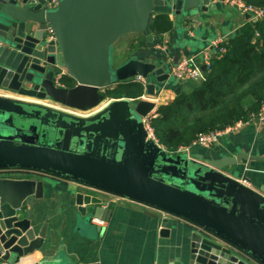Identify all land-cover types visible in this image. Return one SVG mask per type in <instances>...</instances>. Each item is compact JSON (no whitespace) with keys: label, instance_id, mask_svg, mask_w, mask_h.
Listing matches in <instances>:
<instances>
[{"label":"water","instance_id":"obj_1","mask_svg":"<svg viewBox=\"0 0 264 264\" xmlns=\"http://www.w3.org/2000/svg\"><path fill=\"white\" fill-rule=\"evenodd\" d=\"M222 2L58 0L49 7L46 0H0V88L38 99L31 103L0 96V128L9 132L0 133V264H15L45 244L47 223L38 231L34 222L35 204L46 194L39 173L135 197L192 220L198 228L186 264H264V225L237 214L240 199L252 194L250 180L227 172L264 157L193 158L162 149L149 138L143 118L155 108L151 98L160 85L174 81L169 63L133 55L116 64L113 58L120 38L148 31L158 7H170L181 18H198ZM49 28L53 41L46 40ZM57 70H64L62 78L73 84H57ZM137 77H143L151 98L116 100L88 118L40 102L91 114L109 98V89ZM6 170L27 175L9 176ZM74 195L81 225L110 219L112 203L105 206L102 195L81 189ZM63 254L60 250L36 264H95Z\"/></svg>","mask_w":264,"mask_h":264},{"label":"crops","instance_id":"obj_2","mask_svg":"<svg viewBox=\"0 0 264 264\" xmlns=\"http://www.w3.org/2000/svg\"><path fill=\"white\" fill-rule=\"evenodd\" d=\"M167 8L174 23L173 28L162 35L147 31L123 36L114 46V58L119 64L126 62L133 55L157 58L160 64L176 63L183 57L199 55L220 36L231 38L245 23L253 21L248 14L241 13L227 0L215 3L214 7L201 13L198 18H181L170 7ZM183 85L178 80L164 82L154 97L151 98L143 90L138 98L150 97L155 100L156 106L152 111L156 113L161 104L175 98L176 88ZM2 95L13 100L38 102V99L20 96L0 88V96ZM132 98L135 97H109L91 114L72 111L48 100L40 102L54 110L88 118L107 109L116 100ZM0 133L9 134L1 128ZM189 150L193 158L202 155L207 158H219L238 153L264 157V121L245 123L236 131L221 137L220 141L211 147L193 145ZM12 172L14 171H3L9 176L27 175L22 171ZM227 172L238 177L246 175L250 180L247 184L252 189V194L240 199L237 214L264 225V161H245L243 164L228 167ZM38 176L45 180L46 194L35 204L34 222L38 231L43 223H47V237L41 250L23 256L15 264H36L44 257L56 256L60 250H63L64 256L85 263H187L192 233L198 228L192 220L135 197L90 188L79 180L54 174L39 173ZM80 189L94 195H102L105 206H108L109 202L112 203L110 208L113 211L108 221L97 218L93 219L90 226L81 225L76 213L74 195ZM97 226L102 230L96 228Z\"/></svg>","mask_w":264,"mask_h":264},{"label":"trees","instance_id":"obj_3","mask_svg":"<svg viewBox=\"0 0 264 264\" xmlns=\"http://www.w3.org/2000/svg\"><path fill=\"white\" fill-rule=\"evenodd\" d=\"M245 1L264 7V0ZM168 11L158 7L148 31L158 35L170 31L174 23ZM224 45L223 56L213 57L206 68L205 80L188 81L151 117L153 132L168 151L189 146L202 133L245 121L264 104V19L248 21ZM63 82L73 84L67 77ZM143 90L142 82L131 80L112 87L107 96L138 98Z\"/></svg>","mask_w":264,"mask_h":264},{"label":"built area","instance_id":"obj_4","mask_svg":"<svg viewBox=\"0 0 264 264\" xmlns=\"http://www.w3.org/2000/svg\"><path fill=\"white\" fill-rule=\"evenodd\" d=\"M229 4L233 7H236L241 13L248 14L254 21H258L264 19V7H256L254 5L248 4L245 0H227ZM46 3L49 7H53L58 3V0H46ZM227 36H220L216 38L211 45L206 46L205 49L201 51L199 55H190L187 57L181 58L176 63L169 64V75H172L178 79H183L188 81H197L201 82L206 79L205 70H203L202 66H206V68L210 65L213 57L218 56L222 57L226 51V47L224 43L227 41ZM46 40L53 41L54 35L52 29H48L46 31ZM66 75L64 70H57L55 73V80L57 84L64 86L63 76ZM135 81L142 82L145 84V80L143 77H137L134 79ZM156 115V113H151L143 118L144 126L146 132H148V136L155 143H157L162 149L168 151L158 140L155 133L153 132V128L150 125V119L152 116ZM250 121H264V104L261 106L259 112L251 114L249 119L247 120H239L234 124L227 125L224 129H217L209 131L208 133L200 134L189 146H181L175 151H168L169 153H186L190 156V147L193 145H199L204 148L211 147L217 144L221 137L226 135L229 132L236 131L245 123H249ZM244 182V181H243Z\"/></svg>","mask_w":264,"mask_h":264},{"label":"rangeland","instance_id":"obj_5","mask_svg":"<svg viewBox=\"0 0 264 264\" xmlns=\"http://www.w3.org/2000/svg\"><path fill=\"white\" fill-rule=\"evenodd\" d=\"M170 9H171V8H170ZM131 35H133V34H131ZM131 35H130V37H131ZM128 54H130V53H127V55H128ZM113 58H114V51H113ZM114 59H115V60H114L115 63H116V64H119L118 61H116V58H114ZM173 79H174L175 81H177V78H176V77L173 78ZM49 174H50V173H49Z\"/></svg>","mask_w":264,"mask_h":264}]
</instances>
